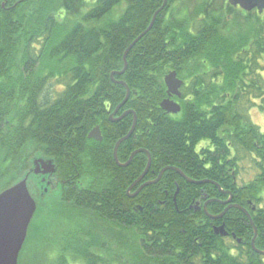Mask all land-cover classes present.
Here are the masks:
<instances>
[{
    "label": "trees",
    "instance_id": "16d2710c",
    "mask_svg": "<svg viewBox=\"0 0 264 264\" xmlns=\"http://www.w3.org/2000/svg\"><path fill=\"white\" fill-rule=\"evenodd\" d=\"M123 1L126 8L117 16L113 10ZM163 2L98 0L85 11L87 0H0V192L28 175L41 210L37 158L53 160L59 182L46 196L55 192L47 210L60 211L61 221L32 223L18 264L32 238L36 264H264L240 209L214 220L191 208L202 193L230 197L216 185L190 183L168 170L132 198L127 189L145 170L148 155L136 154L124 168L114 162L115 143L134 122L133 113L108 120L127 94L115 81H124L131 94L121 112L131 109L138 119L119 159L126 162L141 148L152 156L139 186L167 166L219 183L232 192L234 204L249 210L258 229L255 246L264 250V131L250 117L253 107L264 113V15L230 28L231 14L224 17L223 7L190 11L184 4L182 12L176 5L183 0H168L114 81L111 73L124 68L127 48ZM170 69L188 79L178 114L160 106ZM51 80L61 87L48 93ZM95 126L102 129L101 142L88 138ZM247 159L258 173L241 184ZM226 207L213 201L207 210L218 215ZM223 223L230 237L215 234Z\"/></svg>",
    "mask_w": 264,
    "mask_h": 264
},
{
    "label": "water",
    "instance_id": "95a60500",
    "mask_svg": "<svg viewBox=\"0 0 264 264\" xmlns=\"http://www.w3.org/2000/svg\"><path fill=\"white\" fill-rule=\"evenodd\" d=\"M221 1H227L231 6L239 7L246 12H252L254 10H257L259 14L264 13V0H221ZM167 2L168 0H164L162 6L155 12L148 28L143 33H141L134 40V42L127 48L124 54V62H125L124 68L119 72L112 73L111 78L113 80H114V74L116 73L123 74L126 71L128 67V62H127L128 52L145 34H147L152 29L158 14L164 9ZM117 82H119L120 84H123L126 87L127 94L124 100L117 106L116 110L110 115V119L112 121H118L127 115V112H124L118 119H112V117L116 115L119 109L128 101L130 94H131V90L129 86L124 81H117ZM165 83L167 86L168 98L163 99L160 103V106L168 114H178L181 111V105L176 100L171 99V97L172 96L181 97V88L184 84V81L178 77L177 71L173 70V71H170L168 74H166ZM136 123H137V116L136 114H134V123L132 125V128L130 129L127 135H125L124 137L118 140L114 148V157H115L117 164L120 167H127L131 163L134 156L140 152H145L148 155V164L144 172L129 186L127 193H130V191L136 185L142 182V180L148 173L151 167V164H152V156L150 152L142 148L135 150L131 154L128 161H126L125 163H121L118 159V149L125 140L131 137V135L133 134L136 128ZM89 137L95 138L101 141L102 134H101L100 127L95 126L90 131ZM168 170L178 171L179 174L190 183H194V184L212 183L216 185L222 193L229 194L230 197L226 200H217L215 198L207 199V196H204V199H207L203 205V210L205 214L215 220V219L222 218L230 208L240 209L244 214H246V216L248 217L250 221V224L252 225L254 229V237L252 239V247L254 251L258 252L261 255H264V250H259L255 246V241L258 236V229L254 224V221L252 219V216L249 210L238 204H233L232 203V192L228 190H223L221 185L215 181L193 180L187 177V175H185V173L181 171L179 168L173 167V166H167L160 171L156 179L142 183L138 187L136 192H134L130 196L135 197L144 187L159 182L163 174ZM55 171H56V167H55V163L53 162V160L43 159V158H37L34 160L33 172L35 175H38V174L53 175ZM28 180H29V176L27 175L23 179L16 182L14 185L0 192V264H18L20 253L23 249V246L28 236L29 227L35 216V213L37 210V201L33 197L29 189ZM46 192H48V188H46ZM178 192H179V189H177V192L175 194V199H176ZM213 201H220L221 203L227 205V207L220 214L212 215L208 213L207 206L209 203ZM192 207L194 208L196 212L200 211L202 209L201 200L200 199L197 200L195 204L191 206V208ZM214 229H215V234L217 235H221L223 237H227L229 235V232L226 230L224 223L216 226ZM233 236L235 237V235Z\"/></svg>",
    "mask_w": 264,
    "mask_h": 264
},
{
    "label": "rangeland",
    "instance_id": "374dc122",
    "mask_svg": "<svg viewBox=\"0 0 264 264\" xmlns=\"http://www.w3.org/2000/svg\"><path fill=\"white\" fill-rule=\"evenodd\" d=\"M221 1V0H220ZM218 2V1H213V0H183V2H181V3H178L177 5H176V7H178L179 9H181V11L182 12H185V9H184V4H186L187 6H188V10H190V11H193L194 9H196V8H198L199 6H204V8H206L205 10H207V9H209V10H211V11H219V9L220 8H222L223 7V9L221 10L222 12H225V15H224V17L225 16H227L228 14H231V20H227L226 22H227V26L228 25H230V28H233V26H235V27H239V25H241V23L244 25V22L247 24V21L245 20V18H248L249 16H256L257 14L258 15H264V13L263 14H259L258 12H257V10H254V11H252V12H246V11H244L243 9H241V8H238V7H235V10H233V6H231L228 2H224V1H222V2H224V3H222V2ZM61 6H65V5H62V3H61ZM231 6V7H230ZM63 8H66V7H62V9H61V11L63 10ZM125 8V5H124V3H123V5H121V6H117L114 10H113V12L115 11V13H117V14H119V13H121L122 12V10ZM60 9L58 10V13H59V11H60ZM71 10H74L76 13H77V8L74 6V5H72V7H71ZM116 14V15H117ZM237 18H238V22L236 23V22H234V20H237ZM72 20H74V19H72ZM79 20H81V19H79ZM225 25H226V23H225ZM154 26V25H153ZM245 26V25H244ZM128 56V55H127ZM128 62V61H127ZM124 65H125V62H124ZM174 70V69H173ZM172 69H170L168 72H167V74L170 72V71H173ZM176 71V70H175ZM114 72H118V71H113L112 73H114ZM112 73H111V75H112ZM115 75H117V73L116 74H114V81L116 80L115 79ZM177 75H178V73H177ZM166 76V75H165ZM178 77L180 78V79H182L183 81H184V84H185V82H187L188 81V79H185V78H183V76H180V75H178ZM115 82H117V81H115ZM166 84V83H165ZM61 86H58V85H56V80H51V83L49 84V89H48V93L49 92H54V90H56L57 88L59 89ZM167 87V86H166ZM165 99V98H164ZM115 111V110H114ZM114 111H112L111 112V114L114 112ZM124 112H127V114H129V113H133V114H135L134 113V111L133 110H131V109H126ZM137 116V115H136ZM250 117L252 118V120H253V122L255 123V124H257V125H259L261 128H262V130L264 131V113L262 112V111H260V109L259 108H257V107H253L252 109H250ZM110 118V117H109ZM119 117H115V115L112 117V119H118ZM124 118V117H123ZM122 118V119H123ZM137 119H138V117H137ZM121 120V119H120ZM120 120H118V121H120ZM110 121L111 122H113V123H116V122H118V121H112L111 119H110ZM134 123V122H133ZM136 125H137V123H136ZM132 128V127H131ZM101 129V128H100ZM136 129V128H135ZM135 131V130H134ZM90 133V132H89ZM101 134L103 135V133H102V129H101ZM88 137H89V134H88ZM90 138V137H89ZM93 140H96V141H98V142H100L99 140H97V139H95V138H92ZM102 139H103V136H102ZM126 141V140H125ZM118 142V141H117ZM116 142V143H117ZM116 143H115V145H116ZM114 148H115V146H114ZM133 153V152H132ZM131 156V155H130ZM113 158H114V162L117 164V162H116V160H115V157H114V149H113ZM130 158V157H129ZM118 159H119V156H118ZM119 161H120V159H119ZM128 161V160H127ZM121 163H125V162H122V161H120ZM118 165V164H117ZM130 165V164H129ZM128 165V166H129ZM119 166V165H118ZM243 167L241 168V172H240V176L238 177V182L239 183H246V182H249V181H251V180H253V179H255V177H256V175H257V173H258V171L254 168V165H253V163L249 160V159H247V160H245L244 161V163H243V165H242ZM120 167V166H119ZM124 168V167H123ZM144 172V171H143ZM145 178V177H144ZM161 180V179H160ZM144 183V182H143ZM50 189V188H49ZM55 189V188H54ZM128 190V189H127ZM37 192V191H36ZM136 192V191H135ZM47 193V192H46ZM134 193V192H133ZM131 191H130V193H127L129 196L131 195V194H133ZM41 194V196H44V194H42V193H40ZM138 195V194H137ZM56 196V194H55V192H53V193H49L48 194V196H46V194H45V197H44V205H42V208H41V210H36V213H35V216H34V218H33V220H32V222H31V224L33 223V226H34V223L37 225V226H40V225H45V226H50V225H54L55 224V222H57V221H61V218H59V215H60V211H50V210H47V209H50L49 207V203L51 202L52 203V201H51V199L52 198H54ZM47 197H49V198H47ZM131 197V196H130ZM45 199H48V201L47 200H45ZM207 199H210V198H207ZM262 208H264V200H263V202H262ZM37 209H38V204H37ZM73 211V210H72ZM73 213V212H72ZM44 226V227H45ZM28 234H29V231H28ZM33 234H34V232L32 233V236H33ZM121 236H123V233L121 232ZM27 239H28V236H27ZM27 239H26V241H27ZM26 241H25V243H26ZM29 241H30V239H29ZM35 240L32 238L31 239V241H30V244H29V247L27 248V250L25 251V255L23 256L24 258H23V263L22 264H36V259L34 258V252H32V251H34V248H33V246H34V242ZM228 242L230 243V244H232V240L231 239H228ZM78 264H84V263H78Z\"/></svg>",
    "mask_w": 264,
    "mask_h": 264
},
{
    "label": "flooded vegetation",
    "instance_id": "af4514ba",
    "mask_svg": "<svg viewBox=\"0 0 264 264\" xmlns=\"http://www.w3.org/2000/svg\"><path fill=\"white\" fill-rule=\"evenodd\" d=\"M97 1L98 0H87V4L85 5V11H87V10H90L93 6H95L96 4H97ZM224 2H227V1H224ZM123 3H124V5H125V8H126V2L125 1H123L119 6H121V5H123ZM118 6V7H119ZM2 7L3 8H8L7 6H6V4L3 2L2 3ZM124 8V9H125ZM123 9V10H124ZM122 10V11H123ZM116 11V10H115ZM115 11H114V13H115ZM117 14V13H116ZM120 14V13H119ZM117 16H118V14H117ZM184 85V84H183ZM183 87V86H182ZM181 97H182V91H181ZM181 97H177V96H172L171 97V99H174V100H176L177 102H179L180 103V101H179V99L181 98ZM166 98H168V94H167V97ZM123 107V106H122ZM121 107V108H122ZM117 108V107H116ZM116 108H115V110H116ZM121 108L119 109V111L116 113V115H115V117L117 118V117H120L124 112H121ZM110 115H111V113L108 115V120L110 121ZM111 122V121H110ZM111 123H113V122H111ZM100 127V126H99ZM89 138V137H88ZM90 139H92V138H90ZM103 140V139H102ZM101 140V141H102ZM100 141V142H101ZM37 176H39L40 177V180L43 182L42 183V185H41V192L42 193H44V194H46V188H50V189H54L55 188V186L57 185V184H59V182L56 180V178L55 177H53L52 175H45V174H38ZM119 178V180H120V176H117V179ZM194 180V179H193ZM204 180H208V179H204ZM143 181V180H142ZM49 183V184H48ZM79 184H80V182H79ZM140 184V183H139ZM139 184L138 185H136L137 187L139 186ZM81 185V184H80ZM136 186L131 190V192L133 193V192H135L137 189H136ZM78 188H79V186H77ZM79 190H80V188H79ZM203 195H201V197L199 198L200 200H201V202H202V209L201 210H203V205H204V203L206 202V200L207 199H204V196H207V198H208V195L206 194V193H202ZM132 198H134V197H132ZM227 199V198H226ZM232 200H233V196H232ZM233 203V202H232ZM234 204V203H233ZM252 210L253 211H256V207L255 206H253L252 207ZM204 211V210H203ZM218 225H220V224H218ZM217 225V226H218ZM216 227V226H215ZM214 227V228H215ZM214 232H215V229H214ZM227 237H230V232H229V235L227 236ZM258 237V236H257Z\"/></svg>",
    "mask_w": 264,
    "mask_h": 264
}]
</instances>
